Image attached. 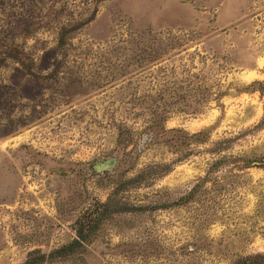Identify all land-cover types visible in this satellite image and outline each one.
I'll list each match as a JSON object with an SVG mask.
<instances>
[{
    "label": "rangeland",
    "instance_id": "1",
    "mask_svg": "<svg viewBox=\"0 0 264 264\" xmlns=\"http://www.w3.org/2000/svg\"><path fill=\"white\" fill-rule=\"evenodd\" d=\"M263 115L264 0H0V264L264 252Z\"/></svg>",
    "mask_w": 264,
    "mask_h": 264
},
{
    "label": "trees",
    "instance_id": "2",
    "mask_svg": "<svg viewBox=\"0 0 264 264\" xmlns=\"http://www.w3.org/2000/svg\"><path fill=\"white\" fill-rule=\"evenodd\" d=\"M60 41H64V35H61ZM255 129H264V115L260 122L255 126ZM241 162H245V165L248 164L249 167H256L260 165L264 167V161L259 159L250 160L246 157H241ZM246 167L247 165L244 168ZM95 226L96 225L94 223H84L83 221H79L78 227L76 229L77 238H75L71 243L59 248L58 250H55L49 256H46L44 254L32 256L27 259L24 264H42L46 261L48 257L67 256L78 252L88 241L89 236L94 232ZM231 264H264V252L238 256L234 259Z\"/></svg>",
    "mask_w": 264,
    "mask_h": 264
}]
</instances>
